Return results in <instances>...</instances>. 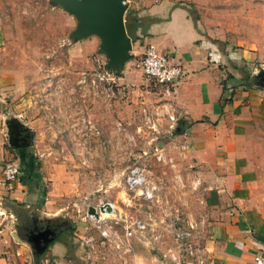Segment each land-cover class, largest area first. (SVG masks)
Returning a JSON list of instances; mask_svg holds the SVG:
<instances>
[{"label":"crops","instance_id":"1","mask_svg":"<svg viewBox=\"0 0 264 264\" xmlns=\"http://www.w3.org/2000/svg\"><path fill=\"white\" fill-rule=\"evenodd\" d=\"M128 7L125 15L131 18V49L117 76L118 84L127 91L121 97V108L130 115L138 109V102L150 97L143 86L148 80L135 67L146 45L168 54L182 68L183 76L173 93L160 90L150 97L158 102L156 108L179 120L170 122L163 113L154 122L153 139L146 142L184 144L186 154L195 162L203 192L209 196L201 245L212 264H248L256 254L264 255V0H249L239 6V20L217 21L216 31L207 20H200L191 6L178 0H132ZM73 18L68 41L74 62L87 61L92 69L105 65L98 36L73 40L71 33L77 26ZM2 36L0 33V39ZM22 67L32 64L0 57V169L9 150H23L8 142L12 122L30 133V142H37L36 146L51 142L49 135L56 126L50 112L32 100L33 80ZM89 129L92 133L102 131L95 123L89 124ZM115 133L116 138L108 142H131L129 134H135L133 126H128L127 135L116 129ZM77 140L80 142V136ZM87 141L90 139H83ZM29 157L24 156L23 174L5 195L28 208L34 204L30 200L40 195L41 201L46 200L42 207H48L52 191L39 193L30 187L39 179L42 184L53 177L36 178L27 164ZM86 220L82 217L76 224L81 236L90 230ZM10 241L0 235V264L18 262ZM66 246L63 239L54 240L45 261L63 263Z\"/></svg>","mask_w":264,"mask_h":264},{"label":"rangeland","instance_id":"2","mask_svg":"<svg viewBox=\"0 0 264 264\" xmlns=\"http://www.w3.org/2000/svg\"><path fill=\"white\" fill-rule=\"evenodd\" d=\"M131 1L125 0V14L130 10ZM178 1L191 6L198 18L207 20L210 29L216 31L217 21L222 24L232 18L239 20L236 9L249 0ZM72 16L52 0H0V33L3 35L0 57L22 59L32 64V67L21 68L33 80L32 100L50 112V120L56 125L49 135L51 142H38L36 146L37 142H30L29 133L23 136L28 147L18 153L9 150L7 160H17L19 164L26 159L24 156L30 155L27 164L36 178L37 175H52L53 179L42 184L39 179L30 187L31 191L39 193L52 191V198L48 207H42L46 200L41 201L38 195V199L30 200L34 204L28 208L1 193L0 235L11 240L18 259L16 264H176L171 252L177 244L169 225L186 220L195 222L198 224L195 240L201 243L203 218L210 206L209 196L203 192L195 172V162L180 142H162L163 145L146 142L154 135L151 129L147 131L143 115L138 112L141 106L151 111L158 104L150 98L151 93H159L158 85L150 81L143 85L150 97L143 99L145 103L138 102V109L130 111V116L121 108L126 89L118 85L114 88L116 96H107L93 84L94 73H104V69L97 66L92 69L87 61L74 62L68 41ZM116 82L118 84V80ZM118 120L130 124L133 130L141 123L146 131L138 140L144 142H108L109 138H116ZM93 123L102 131L92 133L89 124ZM79 136L81 140L77 142ZM84 138H89L90 142H83ZM156 146L172 161L155 160ZM139 162H143L142 166L157 185L152 201L136 196L124 186L126 171ZM100 199L115 205V216L119 220V224L114 225L117 233L123 232V226H132L135 220L147 222L152 232H134L125 246H117L112 241L102 240L98 230L88 221L90 230L87 228L84 235H79L77 221L85 217L88 204ZM61 222L63 230L56 240L61 238L67 244L63 258L66 262L45 261L49 247L37 259L28 239L30 224ZM155 233L159 238L154 241L151 236Z\"/></svg>","mask_w":264,"mask_h":264},{"label":"built area","instance_id":"3","mask_svg":"<svg viewBox=\"0 0 264 264\" xmlns=\"http://www.w3.org/2000/svg\"><path fill=\"white\" fill-rule=\"evenodd\" d=\"M135 67L143 73L150 83L158 85L160 90L166 94L174 92V87L183 76L182 68L174 63L168 54L160 51L151 44L145 46L142 54L135 62ZM100 68L104 69V73L101 71L94 73L95 79L93 80V84L106 92L107 96L115 97L114 88H118L119 84L116 82L118 77H115V72L106 69L104 65ZM163 108L166 109L165 105H163ZM150 112L152 113L150 114ZM138 113H140L141 116L143 115L144 119L142 122L146 125L148 130L151 129V131H156V129H154V122H156V119L161 117L163 113L166 114L170 122L175 123L179 120L174 114L168 111L162 112V109L159 107L156 108V106H154L151 111H148L145 106H141V110ZM128 125L118 120L115 123V129L127 135ZM170 128L173 132L175 126L171 124ZM145 131L143 125L138 123L134 130L135 134H129V141L134 142L138 140L139 136L144 137L143 132ZM180 146L185 148L182 143H180ZM154 152L155 160L172 161L171 157L168 159L166 158L161 147L158 148L156 146ZM83 163H85V160H83ZM142 163L143 162L135 163L129 167L124 175V186L126 190L134 192L136 196L147 201H152L156 197L157 185L149 177ZM20 172V164L17 160H6L3 163L0 169V194L2 192L5 194L12 190V183L18 180ZM107 204L109 205V210L107 209ZM90 205L95 208V214L88 212ZM115 208L113 203L102 199L87 205L85 218L98 230L102 240L112 241L117 246H125L127 244V239L131 237L134 232H152V230H149V224L147 222L135 220L132 226H123V232L120 234L117 233L114 225L119 224V220L115 216ZM169 226L171 227L173 240L175 244H177L175 245L176 249L171 252V258L176 264H212V258L207 254L204 246L195 240L198 224L186 220L185 223L178 221L177 225L171 223ZM151 238L155 241L159 238V235L155 233ZM248 264H264V255L256 254Z\"/></svg>","mask_w":264,"mask_h":264},{"label":"water","instance_id":"4","mask_svg":"<svg viewBox=\"0 0 264 264\" xmlns=\"http://www.w3.org/2000/svg\"><path fill=\"white\" fill-rule=\"evenodd\" d=\"M77 20V26L72 31L73 40H79L89 35H96L100 39L99 51L106 58L105 68L119 71L129 59L131 37L128 35L124 15L127 5L125 0H52ZM12 132L8 142L19 146L20 128L18 123H11ZM24 139V137L20 138ZM109 210V205L107 204ZM95 214L93 206L88 209ZM57 237V231L44 229L37 233L36 241L29 240L37 256L42 254L48 244Z\"/></svg>","mask_w":264,"mask_h":264},{"label":"flooded vegetation","instance_id":"5","mask_svg":"<svg viewBox=\"0 0 264 264\" xmlns=\"http://www.w3.org/2000/svg\"><path fill=\"white\" fill-rule=\"evenodd\" d=\"M24 135H26V132L25 131H23V130H20V134H19V139H18V141H17V144L18 145H20L19 146V148H24L25 146H23V145H26L28 142L27 141H25L24 139H20V138H22ZM22 145V146H21ZM31 226L29 227V237H28V239L29 240H35L36 241V235H37V233L39 232V231H41V230H44V229H46V228H48V229H52V230H56L57 231V235H59V232H61L62 230H63V223L61 222L60 224L58 223V224H48V223H45V224H40V225H36V224H34V223H32V224H30ZM54 241V240H53ZM53 241H51L49 244H48V246L46 247V249L43 251V253H45L46 251H47V249H48V247L52 244V242ZM42 253V254H43Z\"/></svg>","mask_w":264,"mask_h":264},{"label":"trees","instance_id":"6","mask_svg":"<svg viewBox=\"0 0 264 264\" xmlns=\"http://www.w3.org/2000/svg\"><path fill=\"white\" fill-rule=\"evenodd\" d=\"M125 26H126V30H127V33L128 35L131 37V34H130V28H131V24H130V16L129 15H125ZM21 167H22V164H20V170H21ZM59 235H57V237L54 239L56 240L58 238Z\"/></svg>","mask_w":264,"mask_h":264},{"label":"bare ground","instance_id":"7","mask_svg":"<svg viewBox=\"0 0 264 264\" xmlns=\"http://www.w3.org/2000/svg\"><path fill=\"white\" fill-rule=\"evenodd\" d=\"M105 215V214H104Z\"/></svg>","mask_w":264,"mask_h":264}]
</instances>
